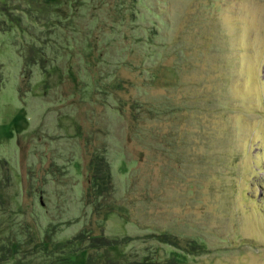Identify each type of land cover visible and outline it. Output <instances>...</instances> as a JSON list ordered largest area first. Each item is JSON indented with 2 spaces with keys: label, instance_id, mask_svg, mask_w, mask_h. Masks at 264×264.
<instances>
[{
  "label": "rangeland",
  "instance_id": "374dc122",
  "mask_svg": "<svg viewBox=\"0 0 264 264\" xmlns=\"http://www.w3.org/2000/svg\"><path fill=\"white\" fill-rule=\"evenodd\" d=\"M0 264H264V0H0Z\"/></svg>",
  "mask_w": 264,
  "mask_h": 264
},
{
  "label": "trees",
  "instance_id": "16d2710c",
  "mask_svg": "<svg viewBox=\"0 0 264 264\" xmlns=\"http://www.w3.org/2000/svg\"><path fill=\"white\" fill-rule=\"evenodd\" d=\"M94 162H95V160L94 159H92V162H91V164H90V167L91 168H93V166H94ZM95 166H97V164L95 165ZM98 167V166H97ZM96 168V167H95ZM94 177V179L95 180H98V178H96L95 176H93ZM105 177V180H109V171L108 170H106V176H104ZM100 178V177H99ZM104 179V178H103ZM104 180V181H105ZM95 196H98V195H96V194H94ZM102 194H99V196H101Z\"/></svg>",
  "mask_w": 264,
  "mask_h": 264
}]
</instances>
